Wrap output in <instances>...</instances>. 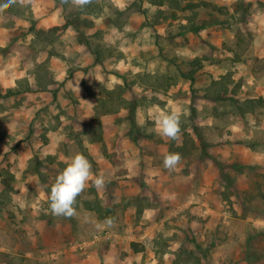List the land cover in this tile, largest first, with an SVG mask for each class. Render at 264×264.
I'll use <instances>...</instances> for the list:
<instances>
[{
  "label": "rangeland",
  "instance_id": "374dc122",
  "mask_svg": "<svg viewBox=\"0 0 264 264\" xmlns=\"http://www.w3.org/2000/svg\"><path fill=\"white\" fill-rule=\"evenodd\" d=\"M164 1L172 3L171 9L163 10L168 14L152 6L148 12L169 35L145 31L148 35L140 39L137 33L144 26L130 17L138 1L120 10L111 0H93L99 7L79 14L76 33L64 32L51 41L37 39L30 25L0 13V25L13 28V35L0 43V92L8 88L2 81L16 85L24 77L38 88L0 97V175L13 179L5 188L13 187L8 188L9 195L22 189V194L27 193L23 210H39L36 217L25 212L27 223L54 228L44 240L45 248L55 246L48 249L47 257L40 258L41 252L35 250L37 257L21 251L15 255L25 259L17 258V264H63L61 257L72 263L92 253H98L101 264H264V166L223 160L212 153L214 158L204 155L188 163L181 159L170 171L163 166V156L170 152L172 140L158 135L154 124L158 111L175 108L181 112L180 127L186 125L200 143L197 128L214 153L224 142L230 150L227 157L235 156V147L229 145L235 124L245 131L254 128L251 140L239 138L240 146L251 143L264 149V99L250 98V94L264 95V60L255 53L262 48L255 18L263 15L264 0ZM211 14L219 24L210 33L194 31L191 37L180 38L173 33L183 29L184 16L189 18L187 25L198 27ZM130 22L133 28H124L123 23ZM135 50L141 53L135 56ZM36 74L49 83L48 88L35 83ZM222 75L230 78L232 91L224 98L213 93L211 99L206 88ZM183 137L180 131L179 144ZM23 146L34 153L22 156ZM76 153L88 158L93 176L104 175L106 184L97 190L89 181L77 199V215L55 216L49 189L66 166L64 160ZM22 160L33 165L20 173L4 165ZM29 170L39 181L19 183ZM206 176L222 180L213 191L234 200L229 201L231 207L238 203L231 197L235 195L245 209L228 217L208 216L202 202ZM236 180L241 189L235 187ZM173 190L186 198L195 194L189 207L174 211L175 197L168 195ZM209 201L211 206L221 205L216 196ZM109 217L114 227L104 224ZM257 222L261 226L254 227ZM16 228L22 226L6 225L0 240L32 248L28 234L15 241ZM105 229L111 230L112 238L95 242V235ZM81 241L88 243L85 251L71 248Z\"/></svg>",
  "mask_w": 264,
  "mask_h": 264
},
{
  "label": "crops",
  "instance_id": "0c3cea01",
  "mask_svg": "<svg viewBox=\"0 0 264 264\" xmlns=\"http://www.w3.org/2000/svg\"><path fill=\"white\" fill-rule=\"evenodd\" d=\"M137 1L139 2V7L135 8L133 10V12L131 13L130 17L131 19L137 20L139 25H143L144 27H142V30H139L134 28L133 31L137 32V38L140 39V37H144V35H148L145 34V31H147L148 33H152L154 34L153 36H156L157 31L159 33H163L164 35H169V32L166 30L167 28L165 26H162L163 23H158L159 21H156L157 18L155 17H150L149 16V12L148 9L152 6V8L154 7L156 9L157 12L159 13H165L168 14L165 11V9H171L172 7V3H170V1H164V0H156V1H150V0H111V3L113 4L114 7L119 8L120 10L122 9H127L130 8L131 6H133V4L137 3ZM30 6V8L32 9L34 15H35V19L37 20V24L40 28L44 29V30H49L55 26H59L62 25L63 23H65L66 18H65V13H64V4L59 2L58 0H32V3L28 4ZM164 10V11H163ZM174 15L173 13H170V15ZM169 15V16H170ZM19 18V20L21 21V23H23V25H30V21L26 18H21V17H16ZM257 20V22H255L256 26H257V30H261V34H259V37L261 38V44H262V48H257L255 49V53L256 55H258L259 57L263 58L264 60V13L263 15H258L255 18ZM189 18L187 16H184L183 19V23L185 24H181L183 29L177 32H173L175 34V36H177L176 38H180V37H191L192 34H194V30L189 28V25H187ZM124 24V28L131 30V25L132 23H123ZM219 23H216V25H218ZM187 25V26H186ZM133 28V25H132ZM211 28H213V25L205 27L200 29L198 32H204V31H209L208 33H210ZM158 29V30H155ZM203 30V31H202ZM67 33L70 34H74L76 33V29L75 27L70 26L66 31ZM196 33V32H195ZM207 33V36L209 37L210 40H214L213 37H211L210 34ZM13 35V28H10L6 25L1 24L0 25V43L5 44V42L10 38V36ZM68 35V34H67ZM80 45V44H79ZM79 47V46H78ZM77 46H75V49H79ZM126 47V46H125ZM83 49L85 51H88L87 47L83 46ZM137 53H141V51L139 50H135V53H133V55H138ZM128 54V53H127ZM98 64V63H97ZM23 75H19V77H22ZM18 77V76H17ZM20 79V78H19ZM72 80L73 78H71L67 83L68 85H72ZM33 83L34 89H38L36 84H34V80H30ZM3 85H5L6 87H12L15 86V81L12 83H8L5 81H2ZM36 83V82H35ZM244 85V84H243ZM242 85V86H243ZM234 87V86H233ZM230 88L232 89V86H230ZM262 97L264 99V95H251L250 94V98L252 97L253 99H256L258 97ZM248 115H254V112H249ZM235 127L237 130H235L232 134H231V140L232 142L229 143L233 144V149L236 150L235 156L233 158H228L227 155L229 154L230 150H227L224 147V142L221 143V145L217 146L216 152H212L215 156L217 157H221L223 160L228 159L229 161L232 160V162L237 160H241V163H245V164H254L257 166H264V149L260 148V147H256L255 144H251L248 143V145L242 147L240 146L239 142V138L243 137L242 139H245L247 137V139L251 140L253 137V133H254V128L253 129H248V131H245L240 124H235ZM254 127V126H253ZM236 139V140H235ZM247 139L245 140V142L247 141ZM242 141V140H241ZM228 146V145H227ZM221 147V148H220ZM247 148V149H245ZM244 149V150H242ZM6 151V150H5ZM50 152H54V150H50ZM165 151H163L164 153ZM19 153L22 156H29L31 154L34 153V150L31 147H26L23 146ZM6 166L7 169H9L11 172H17L20 173L23 172L26 169H30V167L33 164H30L28 161L26 160H22L21 162L18 163H13V165L11 166L10 164H4ZM212 168H214V164H210ZM29 171H27L26 174H30L27 177H24L23 180L18 181L19 183H35L38 182L39 179L37 178V176H33L31 175V173H29ZM219 174V173H218ZM2 177H4V175H0V230L4 229L6 225L10 226H16L19 227L20 225L22 226L21 229L15 230V235L16 237L14 238L15 241L17 238L19 237H23L25 234H28L30 236V238L33 240L34 245L32 246V248L30 249H22L21 244L19 243H15L14 245H9L8 243L0 240V250L3 251H8L11 252L13 255L15 254H21V253H26V256H33V257H37L33 255V250L37 251V252H41L40 254V258H45L48 255H46V253L49 251L48 249H54L55 246H51L49 248H45L44 247V240L47 238V236L49 235L48 232L51 231V229H54L53 227H45L43 225L40 224H29L27 223V216L25 215L27 212V214H31L33 213V216L36 217L37 213H39V210H37V208H35L34 210H32L30 207L28 208V210H23L24 209V199L25 197H27V193L26 194H22V192L24 191V189H22L21 191H19L18 193H12L13 195H9V193H7L5 191V188L7 187V183H10L13 179L12 178H4L2 179ZM219 177V175H218ZM222 180L219 178L216 179H212V177L210 176H206L205 180L203 181L202 185L205 187V198L204 200L201 201L203 202V204L207 205V213L208 216L210 213H215L216 215L219 216H232L233 214H239V212L243 209L242 205L240 203V201L236 198L235 195H232L231 197L233 199H236L235 202L237 201L238 203H232L233 206L231 207L230 202H233L234 200L231 199H227L223 193H220L219 191L214 192L213 189L214 187H218L219 185H221ZM240 181L236 180L235 181V187L237 189H241V187L239 186ZM17 181L15 180L13 182V185H17ZM208 190V191H207ZM207 191V192H206ZM168 195L170 197H175V204L177 203V206L175 207L174 211H181V210H185L187 207H189V205L191 204L192 198H194L195 194L192 195H188V197H182L181 192L178 190H173L172 192H169ZM167 195V196H168ZM214 197L216 196L217 199H219V202L221 203L220 206H211L209 204V197ZM243 204V203H242ZM11 216V217H10ZM16 216H21V219H16V222L13 221V219H15ZM19 220V221H17ZM262 223L264 224V218L262 220ZM27 229L25 231H23V229ZM1 239V238H0ZM23 251V252H21ZM26 251V252H25ZM56 251V249L54 250ZM21 252V253H20ZM98 254V253H97ZM97 254L92 253L91 255L84 257L81 260H76L72 263H68V258H64L61 257L60 259L64 262L63 264H101L102 261L98 260L97 258ZM105 254V253H104Z\"/></svg>",
  "mask_w": 264,
  "mask_h": 264
},
{
  "label": "clouds",
  "instance_id": "9594fccd",
  "mask_svg": "<svg viewBox=\"0 0 264 264\" xmlns=\"http://www.w3.org/2000/svg\"><path fill=\"white\" fill-rule=\"evenodd\" d=\"M63 3H70L78 10H83L93 0H62ZM32 3V0H7L6 3L0 4V13L5 11L13 4L25 7ZM181 112L175 108L168 111H158L154 116L155 131L161 137L168 140H178L181 127ZM138 126H143L141 121H137ZM181 161V155L176 152H168L163 156V166L172 171ZM65 167L56 176L50 191L49 206L51 213L55 216L72 218L77 215L76 204L79 197L89 181L93 186L100 190L106 184L104 175L93 176L92 165L88 158L82 153H76L64 160ZM107 227H114V219L109 217L104 221ZM103 225L97 224V228ZM260 222L254 225L259 227Z\"/></svg>",
  "mask_w": 264,
  "mask_h": 264
},
{
  "label": "trees",
  "instance_id": "16d2710c",
  "mask_svg": "<svg viewBox=\"0 0 264 264\" xmlns=\"http://www.w3.org/2000/svg\"><path fill=\"white\" fill-rule=\"evenodd\" d=\"M58 1L63 3L62 0H58ZM6 2L7 0H0V4L6 3ZM63 4L65 7L64 9L65 18H66L65 23L59 26H55L49 30H44L38 26L37 20L35 19V15L29 5L25 7H21L18 4H13L9 8H7L5 11H3L2 13L5 19L12 18L14 20V18L16 17L28 19L31 23L30 28L35 31L37 39L44 38V39H47L48 41H51L54 36L61 35L70 26L78 29V25L80 23L78 16L80 13L85 12L84 10L88 9L90 11H93L95 6L96 8L99 7L97 6L98 5L97 3L95 4V2H92L91 4L87 5L83 10H78L72 5L70 7L68 6L67 3H63ZM211 15H212L211 18L208 19V21L203 22L200 26L197 27L195 25H192V26L189 25V28L198 32L202 28L218 23L216 16L214 14H211ZM100 61L101 59L97 58L96 62L99 63ZM35 80L41 89H46L49 87V83L43 79L42 75L36 74ZM230 82H231L230 78H228L226 75H222L220 78L214 79L211 85L206 88V91L209 94L208 97L212 99L213 96L211 97V95H214L213 93H215L217 97H221V98L226 97V95H228L232 91V89L230 88ZM192 87H193V84H192ZM33 90H34V86H33V83L30 81V78L24 77V78L18 79L15 86L7 88L5 92L1 91L0 97L18 96L20 94L31 92ZM260 100H262V98H260L257 101L261 102ZM253 109L254 108H252V110ZM181 131H183L184 133L183 142L179 144L177 140H172L170 152L179 153L181 155V159H184L185 162L187 163L195 159H198V158L202 159L201 157L204 155L207 157L214 158L210 150L207 149V144L205 143L204 139L202 138V135L200 134V131L197 128L195 129V131L198 134L200 143H198L195 137L193 136V134L187 130L186 125H183L181 127ZM9 176L14 177L13 174L11 173ZM52 184L53 182L51 183V186ZM8 188L13 189L12 186ZM8 188L5 190L6 192L9 190ZM49 191H51V187ZM85 202L90 205L89 201H85ZM98 205H99L98 203L95 204V207L97 209H98ZM245 207L246 206L243 205L244 209ZM134 249L135 251H139L140 248L135 247ZM17 258L21 260L25 259V257H20L18 255H13L11 252L0 250V264H3V263L4 264H17L18 263Z\"/></svg>",
  "mask_w": 264,
  "mask_h": 264
},
{
  "label": "built area",
  "instance_id": "2783aa9c",
  "mask_svg": "<svg viewBox=\"0 0 264 264\" xmlns=\"http://www.w3.org/2000/svg\"><path fill=\"white\" fill-rule=\"evenodd\" d=\"M112 236H113V233H111V230L110 229H105V230H101L98 234H96L93 239L96 242L97 240H101L103 238L110 239V238H112ZM87 246H88V243L86 241H81V242L74 243L71 246V248L74 247V248L81 249V250L83 249L85 251L87 249ZM58 254L52 253V255L54 257L58 256Z\"/></svg>",
  "mask_w": 264,
  "mask_h": 264
}]
</instances>
